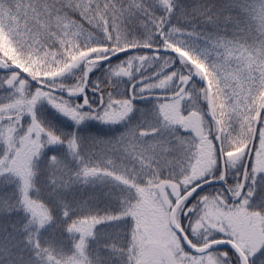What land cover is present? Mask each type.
Returning <instances> with one entry per match:
<instances>
[{
    "label": "snow or ice",
    "instance_id": "snow-or-ice-1",
    "mask_svg": "<svg viewBox=\"0 0 264 264\" xmlns=\"http://www.w3.org/2000/svg\"><path fill=\"white\" fill-rule=\"evenodd\" d=\"M0 264H264V0H0Z\"/></svg>",
    "mask_w": 264,
    "mask_h": 264
}]
</instances>
